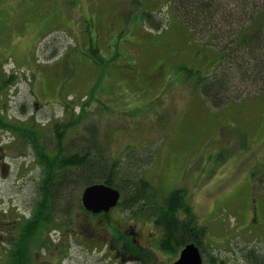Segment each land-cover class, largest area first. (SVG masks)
<instances>
[{
    "label": "rangeland",
    "instance_id": "rangeland-1",
    "mask_svg": "<svg viewBox=\"0 0 264 264\" xmlns=\"http://www.w3.org/2000/svg\"><path fill=\"white\" fill-rule=\"evenodd\" d=\"M129 1L0 0V71L19 78L1 91L0 111L33 129L43 124L51 143L52 122H67L89 103L86 124L98 126L109 157L131 152L143 162L135 177L151 182L156 194L184 189L191 196L194 214L207 227L205 262L215 255L227 264H264V100L243 96L212 108L193 82L184 81L181 68L211 74L216 52L206 53V64L196 59L203 47L174 17H167L170 32L146 36L141 15L131 20L126 14L133 9ZM155 67L161 70L157 79L150 77ZM75 131L79 138L86 134L81 124L68 136ZM0 142V163L9 165L6 176L0 166V216L10 230L17 218L31 214L38 193L32 180L40 169L34 155L13 148L24 147L22 140L0 131ZM82 193L78 187L74 196ZM73 218L64 231L50 233L60 253L34 248L38 264L121 262L124 254L102 250L108 232L88 242L76 228L79 216ZM7 234L0 229V264ZM154 257L155 264L166 258L160 252Z\"/></svg>",
    "mask_w": 264,
    "mask_h": 264
},
{
    "label": "trees",
    "instance_id": "trees-1",
    "mask_svg": "<svg viewBox=\"0 0 264 264\" xmlns=\"http://www.w3.org/2000/svg\"><path fill=\"white\" fill-rule=\"evenodd\" d=\"M128 3L133 5V9L126 11L127 16L137 20L141 15L147 30L146 36L148 32L161 36L170 32L167 19L174 17L191 32L192 42L203 47V54L197 52L200 56L195 55L196 59L200 58L202 64H206V53L216 52L213 63H210L213 69L211 74L206 75L196 66L192 67L194 69L181 68L185 75L184 81L193 82L200 96L212 108L221 109L243 96H246L244 99L247 101L264 100V0H131ZM142 6H145L144 9L140 8ZM97 49L96 46L91 50L95 53ZM139 51L135 48L134 53ZM89 57L97 63V57ZM152 73L150 77L157 79L161 70L155 67ZM18 79L16 74H7L1 68L0 93ZM149 81L153 80L149 78ZM84 105L82 112L71 113L73 118L67 122L55 120L50 123L54 131L51 143L47 138L50 132L45 130L43 124L33 129L31 125L22 123V120H12L0 111V129L26 144L13 148L19 150L21 155H34L35 166L40 169L37 199L30 216L17 218L10 225V230L9 227L5 229L8 224H4L0 216V229L8 232L6 240L9 247L5 254H1L5 264H38L40 256L34 252V248L47 250L49 254L60 253L58 250L61 246L53 244L50 233L55 228L64 231L69 225L66 221L68 216L73 222L74 215L79 216L84 230L80 226L76 228L85 234L84 237L92 232L86 222L92 217L97 222L93 225L97 235L108 232L115 238H124L113 221L114 213L95 215L86 212L82 215L85 209L81 200L74 196L78 187L84 189L94 183H104L117 188L123 199L116 211L131 210L130 218L134 220L139 221L149 214L144 211V203L153 206L149 209H160L157 204L147 202V196H160L156 194L157 189L151 182L135 177L137 167L143 162L133 160L131 152L123 159L109 157L110 150L100 142L101 139L106 140L101 136L98 126L86 124L89 103ZM81 124L86 130L83 137H77L82 134L81 130L68 136L70 130ZM72 137L74 146H67L66 141ZM96 137L97 140L94 139ZM260 181L264 182V174ZM168 195H186V190L174 189ZM100 218L103 219L102 223L99 222ZM193 218L192 232H189L187 224H170L167 227L168 236L173 240L178 239L177 250L169 253L177 254L185 244L193 243L204 256L207 227L199 223L196 215ZM61 220H64L63 223ZM120 252L124 254L127 250L121 249ZM130 252L134 255L139 253L136 249ZM256 253L248 256L252 257ZM205 264L227 263L213 255Z\"/></svg>",
    "mask_w": 264,
    "mask_h": 264
},
{
    "label": "flooded vegetation",
    "instance_id": "flooded-vegetation-1",
    "mask_svg": "<svg viewBox=\"0 0 264 264\" xmlns=\"http://www.w3.org/2000/svg\"><path fill=\"white\" fill-rule=\"evenodd\" d=\"M0 150H2L1 145ZM5 166L6 163L1 162V168ZM35 182H38V180ZM47 182H50V180ZM147 200V202L156 203L160 209H149L148 207L153 206L144 203V211L149 214L139 221L130 218L131 210L124 211L120 214L122 216L114 221L124 238H115L112 234L104 238L105 242H103L102 248L106 253L121 256L120 250H127L121 262H116V264H155L157 261L159 263V260L154 257L157 252L166 256L160 264H173L179 258L180 252L172 254L169 251L177 250L178 239L173 240L168 236L167 227L170 224H187L189 232L193 231L194 202L188 195L147 196ZM116 210L112 213L120 212ZM86 222L92 230L90 234L91 242L98 241L94 224ZM132 249L138 250V255L131 253Z\"/></svg>",
    "mask_w": 264,
    "mask_h": 264
},
{
    "label": "water",
    "instance_id": "water-1",
    "mask_svg": "<svg viewBox=\"0 0 264 264\" xmlns=\"http://www.w3.org/2000/svg\"><path fill=\"white\" fill-rule=\"evenodd\" d=\"M120 191L106 184H94L85 189L82 201L88 211L109 212L120 201ZM174 264H203L200 249L195 244L187 245Z\"/></svg>",
    "mask_w": 264,
    "mask_h": 264
}]
</instances>
